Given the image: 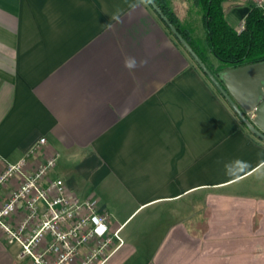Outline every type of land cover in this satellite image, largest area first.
<instances>
[{
  "label": "crops",
  "instance_id": "crops-1",
  "mask_svg": "<svg viewBox=\"0 0 264 264\" xmlns=\"http://www.w3.org/2000/svg\"><path fill=\"white\" fill-rule=\"evenodd\" d=\"M166 1L201 45L195 0ZM250 6L226 0L225 20ZM40 138L28 168L57 154L48 177L120 228L104 264H264V142L144 0H0V173ZM18 251L0 232V264H32Z\"/></svg>",
  "mask_w": 264,
  "mask_h": 264
},
{
  "label": "built area",
  "instance_id": "built-area-1",
  "mask_svg": "<svg viewBox=\"0 0 264 264\" xmlns=\"http://www.w3.org/2000/svg\"><path fill=\"white\" fill-rule=\"evenodd\" d=\"M251 2L264 8V0ZM242 29L243 24L238 31ZM45 143V138H40L0 173V189L16 182L0 203L4 243L18 246L17 258L32 264H104L123 245L120 228L109 227L110 215L99 211L97 199H79L61 178L48 177L57 154L45 155L36 168H28V158ZM83 248H88L87 252L83 253Z\"/></svg>",
  "mask_w": 264,
  "mask_h": 264
},
{
  "label": "trees",
  "instance_id": "trees-1",
  "mask_svg": "<svg viewBox=\"0 0 264 264\" xmlns=\"http://www.w3.org/2000/svg\"><path fill=\"white\" fill-rule=\"evenodd\" d=\"M144 1L146 2V0ZM153 1L213 75L222 69L264 62V8L250 6L243 21V29L238 31L225 20L224 5L226 0H195L201 9L203 19L201 46L191 41L188 32L179 27L176 13L166 0ZM209 54L218 61L219 65L216 68L210 64ZM194 64L209 81L197 64L195 62ZM210 84L212 85L211 82ZM214 89L217 91L215 87ZM242 126L245 127L243 124Z\"/></svg>",
  "mask_w": 264,
  "mask_h": 264
},
{
  "label": "water",
  "instance_id": "water-1",
  "mask_svg": "<svg viewBox=\"0 0 264 264\" xmlns=\"http://www.w3.org/2000/svg\"><path fill=\"white\" fill-rule=\"evenodd\" d=\"M147 3L185 48L245 128L257 139L264 142V62L222 69L213 75L186 40L162 14L154 1L150 0ZM249 115H253V118L249 119Z\"/></svg>",
  "mask_w": 264,
  "mask_h": 264
},
{
  "label": "clouds",
  "instance_id": "clouds-1",
  "mask_svg": "<svg viewBox=\"0 0 264 264\" xmlns=\"http://www.w3.org/2000/svg\"><path fill=\"white\" fill-rule=\"evenodd\" d=\"M146 2H150V0H146ZM113 19L119 21V16L116 15V16H113ZM142 64L143 63H146V62H141ZM125 67L128 68V69H133L136 67V61L132 58H128L125 60ZM231 171V169L229 170Z\"/></svg>",
  "mask_w": 264,
  "mask_h": 264
},
{
  "label": "rangeland",
  "instance_id": "rangeland-1",
  "mask_svg": "<svg viewBox=\"0 0 264 264\" xmlns=\"http://www.w3.org/2000/svg\"><path fill=\"white\" fill-rule=\"evenodd\" d=\"M152 213L148 210L143 211L141 214H139L132 222L131 224L137 223L138 221H144V222H149L150 219H148V217L151 215ZM153 216V214H152Z\"/></svg>",
  "mask_w": 264,
  "mask_h": 264
}]
</instances>
